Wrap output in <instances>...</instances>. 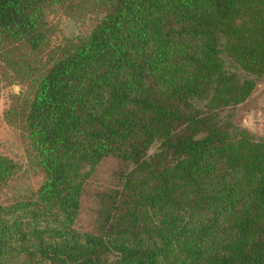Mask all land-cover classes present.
<instances>
[{"label":"trees","instance_id":"16d2710c","mask_svg":"<svg viewBox=\"0 0 264 264\" xmlns=\"http://www.w3.org/2000/svg\"><path fill=\"white\" fill-rule=\"evenodd\" d=\"M56 8L97 23L53 46ZM0 75L45 177L0 264H264V0H0Z\"/></svg>","mask_w":264,"mask_h":264},{"label":"rangeland","instance_id":"374dc122","mask_svg":"<svg viewBox=\"0 0 264 264\" xmlns=\"http://www.w3.org/2000/svg\"><path fill=\"white\" fill-rule=\"evenodd\" d=\"M96 23L95 17L76 21L67 17L61 8H56L48 14L49 27L55 32L52 38L53 46H59L67 38L89 35ZM21 91V86L8 84L0 75V156L14 160L20 168L18 174L0 191V204L4 206L33 197L45 180L42 169L30 151L26 137L6 121V112L12 98ZM260 97L258 95L254 98V101L259 103L253 101L254 103L252 102L249 106L244 105L237 109L235 119L242 127L264 136V127L261 126L263 117L256 114L262 102L258 100Z\"/></svg>","mask_w":264,"mask_h":264},{"label":"crops","instance_id":"0c3cea01","mask_svg":"<svg viewBox=\"0 0 264 264\" xmlns=\"http://www.w3.org/2000/svg\"><path fill=\"white\" fill-rule=\"evenodd\" d=\"M263 89H264V80L260 83V85L258 86L257 90L255 91V93L253 95L252 100L249 103H247L246 106H249V104H251L254 101L255 96L257 97L258 95H260L261 97L258 100H260L262 102H261V106L259 108L257 107L258 109L256 111V114H259V116L261 115L263 117V120H264V90ZM257 93H258V95H256ZM254 102L259 103L258 101H254ZM258 123H261V122H258ZM261 126L264 127V121H263V123H261Z\"/></svg>","mask_w":264,"mask_h":264}]
</instances>
